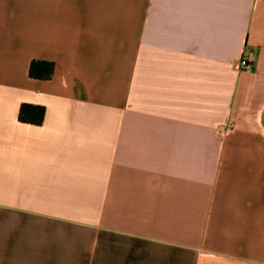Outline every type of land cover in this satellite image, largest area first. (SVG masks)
Wrapping results in <instances>:
<instances>
[{
	"label": "crops",
	"instance_id": "0c3cea01",
	"mask_svg": "<svg viewBox=\"0 0 264 264\" xmlns=\"http://www.w3.org/2000/svg\"><path fill=\"white\" fill-rule=\"evenodd\" d=\"M0 264H264V0H0Z\"/></svg>",
	"mask_w": 264,
	"mask_h": 264
},
{
	"label": "trees",
	"instance_id": "16d2710c",
	"mask_svg": "<svg viewBox=\"0 0 264 264\" xmlns=\"http://www.w3.org/2000/svg\"><path fill=\"white\" fill-rule=\"evenodd\" d=\"M55 64L47 60H32L29 68L30 77L50 79L54 74ZM45 108L40 105L23 103L19 111V119L23 122L40 124L44 119Z\"/></svg>",
	"mask_w": 264,
	"mask_h": 264
},
{
	"label": "built area",
	"instance_id": "2783aa9c",
	"mask_svg": "<svg viewBox=\"0 0 264 264\" xmlns=\"http://www.w3.org/2000/svg\"><path fill=\"white\" fill-rule=\"evenodd\" d=\"M248 66H249V59L245 55H243L238 62V68L241 70L248 68Z\"/></svg>",
	"mask_w": 264,
	"mask_h": 264
}]
</instances>
